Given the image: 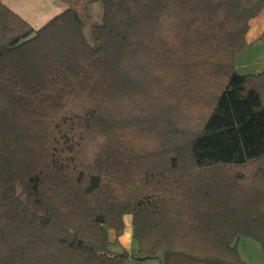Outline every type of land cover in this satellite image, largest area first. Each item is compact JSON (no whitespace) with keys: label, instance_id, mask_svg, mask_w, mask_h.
<instances>
[{"label":"trees","instance_id":"16d2710c","mask_svg":"<svg viewBox=\"0 0 264 264\" xmlns=\"http://www.w3.org/2000/svg\"><path fill=\"white\" fill-rule=\"evenodd\" d=\"M60 1L35 29L0 0V264H247L264 70L235 61L264 0ZM82 1L102 6L91 41ZM127 215L136 256L111 248Z\"/></svg>","mask_w":264,"mask_h":264},{"label":"rangeland","instance_id":"374dc122","mask_svg":"<svg viewBox=\"0 0 264 264\" xmlns=\"http://www.w3.org/2000/svg\"><path fill=\"white\" fill-rule=\"evenodd\" d=\"M6 3V2H5ZM43 2L40 0H23L22 7L17 5L18 8L25 14L26 19L32 20L33 25L41 26L47 22L50 18L60 13L62 9L47 10L43 17L37 16V19H33L35 11L38 13V8ZM16 6V7H17ZM69 6V5H68ZM73 7H77V3L72 4ZM79 12L84 21L85 33L87 38L92 40V27L101 23L102 21V6L101 2L94 4H87L86 1L79 3ZM28 12V13H27ZM236 71L240 74H255L264 70V46H253L252 48L244 49L238 56H236ZM113 235V233H112ZM111 237V234H110ZM116 247V248H115ZM111 248L115 251L126 250L120 243L112 244ZM239 253L244 262L247 264H264V250L260 243L250 237H241L239 241ZM130 254L133 256L138 255L136 248L129 249ZM128 264H161L157 259L137 260L130 258Z\"/></svg>","mask_w":264,"mask_h":264},{"label":"crops","instance_id":"0c3cea01","mask_svg":"<svg viewBox=\"0 0 264 264\" xmlns=\"http://www.w3.org/2000/svg\"><path fill=\"white\" fill-rule=\"evenodd\" d=\"M22 1L23 0H3L4 3L6 2L5 3L6 5H8L10 8L15 10L16 12H18L20 15H22L26 19L25 14L20 10V8L22 7ZM40 1H42L43 3L38 8V13L35 11V15L33 16V19H37L38 18L37 16H39V15H40V17H43L42 15H44L45 12H47V10L52 9V11H53V9L58 8V9H62L61 10V12H62L63 10H65L68 7L67 3H64L60 0H40ZM17 5H21L20 8H18ZM26 20L29 21L30 24L35 29H38L39 27L42 26V25L41 26L33 25L32 20L29 18H27ZM246 40L248 43L246 48H252L253 46H256V45H259L260 47L264 46V10L256 18H254L250 22V28H249ZM124 222H125V229H124L122 235L119 237L118 243H120L121 246L124 247L126 250H129L130 248L131 249L133 247L135 248L133 238H132V236H133L132 217L129 215L125 216Z\"/></svg>","mask_w":264,"mask_h":264},{"label":"water","instance_id":"95a60500","mask_svg":"<svg viewBox=\"0 0 264 264\" xmlns=\"http://www.w3.org/2000/svg\"><path fill=\"white\" fill-rule=\"evenodd\" d=\"M36 36H37V32L35 31V32H33L30 36H28V37L22 39V40L18 43L17 46H22V45H24L25 43H27V42H29V41L35 39ZM104 234H105L106 237H108V233H107L106 229H104ZM67 240H68V242L71 244L72 242H74V241L76 240V236H75L74 234H69L68 237H67ZM156 259H158V260L161 262V264H165L166 257H165V254H164V253H160V254H158V255L156 256Z\"/></svg>","mask_w":264,"mask_h":264}]
</instances>
